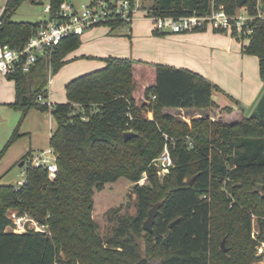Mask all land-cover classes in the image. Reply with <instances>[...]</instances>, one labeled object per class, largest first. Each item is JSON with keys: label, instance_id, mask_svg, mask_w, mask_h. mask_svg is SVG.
<instances>
[{"label": "trees", "instance_id": "trees-1", "mask_svg": "<svg viewBox=\"0 0 264 264\" xmlns=\"http://www.w3.org/2000/svg\"><path fill=\"white\" fill-rule=\"evenodd\" d=\"M22 1H6L3 48H22L38 26L11 21ZM47 1L55 12L63 0ZM236 2L216 0L215 6L234 15ZM262 6L264 0H247L242 8L256 17L264 15ZM148 10L154 17L205 16L211 4L152 0ZM104 26L112 32L124 23ZM249 26L242 53L258 59L264 82V19L255 18ZM80 43V36H68L32 72L7 77L15 85L11 107L21 112L20 122L31 109L52 115L56 128L49 147L57 172L50 180L45 168L28 166L22 186L0 184V264H256L251 221L257 217L258 239L264 241V119L245 115L238 105L218 107L211 95L220 90L197 73L122 58H106L102 69L67 83L66 102L50 108L38 103L37 95L47 96L48 70L55 75ZM180 110H208L215 119L199 116L187 123L174 115ZM126 132L135 135L124 139ZM164 134L174 140L173 166L160 177L152 162ZM18 136L14 131L0 159ZM28 159L26 154L21 162ZM143 174L146 183L139 185ZM121 178L133 184L136 214L112 210L110 235L102 239L92 218L93 197ZM158 202L152 230L145 231L148 210ZM8 210L28 214L49 234L12 232Z\"/></svg>", "mask_w": 264, "mask_h": 264}, {"label": "crops", "instance_id": "crops-1", "mask_svg": "<svg viewBox=\"0 0 264 264\" xmlns=\"http://www.w3.org/2000/svg\"><path fill=\"white\" fill-rule=\"evenodd\" d=\"M64 1L73 5H78L80 3L90 2L91 0ZM151 3L152 0H149V3L148 0H143V5L146 8H149ZM124 27V31H126L125 34L119 35H111L109 28L100 27L85 32L80 37L81 43L79 48L65 58L66 64L58 72L65 69L67 65L76 60L82 59L83 57L86 58V56L96 55L90 51L88 53V50L92 49L96 44H101V46L104 47L103 50L105 54L102 53L104 54L102 56L96 55L99 56L101 60L106 58L133 59L144 63L192 71L211 82H216V87L220 91H213L211 99L218 107H229L234 109L238 105L244 110H249V113L253 112L258 100L264 92V82L259 76L258 59L255 56L242 53L243 42L238 41L228 33L215 32L210 29L184 34L163 32L159 35L152 30L151 22L145 19L142 14H139L129 26ZM142 41H148L147 43L156 42V50H158L159 56H161L162 59L164 58L163 60L165 61H147L135 57L134 49L138 52L146 51V46H140ZM127 44L128 48L124 49L121 53L119 50L122 46L125 47ZM122 54L130 55L123 56ZM131 54L133 55L131 56ZM246 58L248 59L245 60ZM229 61L238 63V71L234 70L233 72L232 69H228L226 63H221L227 62L229 64ZM201 65L204 67L206 74L203 73ZM104 66L105 63L103 61V66L100 69ZM217 69H219V72L226 70L229 74L227 76L229 78L228 86L222 85L215 79L217 74L215 71ZM255 70L256 73H254ZM57 75L51 76L46 86V102H49L50 105L66 102L65 86L71 80L75 79L73 78L65 82L60 79L57 80ZM220 79L221 78L218 80ZM15 101L16 92L14 82L0 75V106L8 107L14 104ZM184 111L186 110H180V112ZM30 113H32V117L35 119V128L34 130L27 131L23 126L24 128L21 129L25 136L24 140L22 139L25 142L20 145L19 155L24 153L21 157V161L26 154L33 157L46 151L49 148L50 137L56 128V124L50 112L46 113L38 110H31ZM7 166L9 167L0 169V184L12 185L13 183H3L1 181L5 176L2 172H7L11 169V165Z\"/></svg>", "mask_w": 264, "mask_h": 264}, {"label": "built area", "instance_id": "built-area-1", "mask_svg": "<svg viewBox=\"0 0 264 264\" xmlns=\"http://www.w3.org/2000/svg\"><path fill=\"white\" fill-rule=\"evenodd\" d=\"M215 1L210 0L211 11L205 16L190 15L177 18L151 16L148 8L144 7L143 0H91L78 5L63 0L55 12L51 11L50 3L46 0L43 5L45 18L39 19L37 28L22 48L9 49L0 45V75L7 78L18 72L29 74L38 66L40 60L49 57L52 50L64 38L68 36L81 37L87 30L100 25L104 26L110 22L119 21L124 23V26H129L139 14L151 22L154 32L184 34L210 29L228 33L240 42L249 39L251 34L250 21L255 18L264 19V15L260 13L256 17L248 15L245 8L242 7V13H240L241 9L238 8L236 14L229 15L222 5L215 6ZM5 4L0 7V23ZM259 7L260 4L257 5L256 9ZM49 72L48 70L47 82L51 77ZM46 99L47 96L45 98L41 94L36 96L38 103L46 104L50 108L52 105L46 102ZM129 118L132 119L131 116ZM163 138L162 150L152 162L157 170V175L160 177L166 175L173 166L170 152L174 146V140L166 134L163 135ZM23 165L24 170L28 166L45 168L50 180L55 178L57 172L55 156L50 147L39 155L30 157ZM145 180L146 175L143 174L137 184L143 185ZM23 183L24 178L18 180L15 185L16 188L22 186ZM9 218L12 222L9 229L14 233L34 230L49 234L46 225L38 224L26 213L23 215L12 213Z\"/></svg>", "mask_w": 264, "mask_h": 264}, {"label": "rangeland", "instance_id": "rangeland-1", "mask_svg": "<svg viewBox=\"0 0 264 264\" xmlns=\"http://www.w3.org/2000/svg\"><path fill=\"white\" fill-rule=\"evenodd\" d=\"M5 2L6 0H0V7L3 6ZM45 3H46V0H36L35 2H33L32 0H23L19 4L17 9L11 14L10 19L13 22H28V23L38 22L40 18L41 19L45 18V14L43 13V5ZM148 3H149V0H148ZM242 12L243 10L241 9L240 13ZM99 27L108 28L103 25H100L94 28H99ZM90 30L91 29L87 31H90ZM124 30H125L124 26L118 27L117 29L111 32V35L125 34L126 31ZM147 42L148 41H142V43H140V46H146L145 48L146 51L138 52V51H135L134 49L135 57L140 58L142 60H147V61H159V62L165 61L163 60L164 58L162 59V57L159 56L157 52L158 50H156V42L154 41H153L154 43L152 42L147 43ZM247 44H248V41L244 40L243 46H246ZM127 48H128V44L125 45V47L122 46V48L119 51H121L122 53V51ZM103 49L104 47L101 46V44H96V46L88 50V53L90 51L93 54L102 56L105 54ZM96 55L86 56V58L83 57L82 59L76 60L73 63L67 65L65 69L56 73V75L59 73L57 75L58 77L57 80L60 79L61 81L67 82L84 73L100 69L103 66L104 60H101V58ZM122 55L129 56L130 54H122ZM132 55L133 54H131V56ZM248 58H251V57H248ZM248 58H246L245 60H247ZM221 63H226L228 69H232L233 72L234 70L238 71L237 69H239V67H237L238 63L234 61L233 62L229 61V64L227 62H221ZM202 71L203 73L206 74V71L204 70L203 66H202ZM215 72L218 74V77L221 78L220 80H218L219 78L217 77V74H216L215 79L219 81V83H221L222 85L228 86L229 78L227 76L229 74L226 72V70L223 72H219V69H217ZM254 73H256V70L254 71ZM211 83L214 86H216V82L212 81ZM31 110H36V109H31ZM30 111L27 113L24 119L20 122L22 114L19 110H16L11 106H8V107L0 106V140H1L0 141V151L3 150L4 146L11 139L14 131L18 130V134H19L18 138L10 145V147L4 152V155L0 159V169H5L9 167L7 165H11L10 170H8L7 172L6 171L2 172L5 175L1 180L3 183H13L12 185L15 186L16 185L15 183L17 180H22L24 178V167L18 166V164L21 162V157L24 154L23 153L19 155L20 145L25 142L23 141L25 136L23 132L21 131V129L25 127L27 131L34 130L35 119L34 117H32V113H30ZM244 111H245L244 112L245 115L250 116L252 113V112L249 113V110H244ZM45 112L47 113L49 111H45ZM174 115L179 120L188 122V123L191 118H195L199 116H206V117H210L211 119H215L214 117L215 115L212 112H209L208 110H204L201 112L200 110H186L184 112L178 111V112H175ZM145 183H146V180L144 184ZM132 186H133L132 183L121 178L113 183L105 184L104 188L101 191L95 192L94 197H93L92 218L94 222L96 223V233L102 239L110 235L112 224L108 222V218L112 210L120 207V214H123V213H128L129 215L136 214V205H135L136 198L134 197V195H131L130 193ZM12 213L17 214L15 210H8L7 211L8 217ZM257 220H258L257 217L252 216L251 237L253 238L255 242L254 250H255V258L257 259L255 263L264 264V241L258 239L260 229H259V223ZM263 231H264V228H263ZM223 245L225 248V244ZM143 264H153V263H151L150 261L147 263L145 261V263Z\"/></svg>", "mask_w": 264, "mask_h": 264}, {"label": "water", "instance_id": "water-1", "mask_svg": "<svg viewBox=\"0 0 264 264\" xmlns=\"http://www.w3.org/2000/svg\"><path fill=\"white\" fill-rule=\"evenodd\" d=\"M246 1L247 0H237V2H236L237 8H241ZM262 10H264V6H262ZM29 92H30V89H29ZM25 100H26V97L24 96L23 97V101H25ZM250 116H256V117H258L260 119H264V92L261 95L260 99L258 100V102H257V104H256V106H255V108H254V110H253V112L251 113ZM134 135L135 134L133 132H126L124 134V139H128L130 137H133ZM18 166L22 167L23 166V162H20L18 164ZM192 180L190 182H192ZM257 190H260V186L257 187ZM161 205H162V202L155 203L148 210L147 218L145 219V221L142 224L143 230L148 231V232H150L152 230L153 224L155 222V217L157 216L158 210L161 207ZM176 221L177 220H175L174 222H172L170 224V228H172L174 226ZM168 238H169V235L166 236V238L163 241V244L167 243ZM223 244H224V240H222V242H221V249L223 251H225V248H224Z\"/></svg>", "mask_w": 264, "mask_h": 264}]
</instances>
